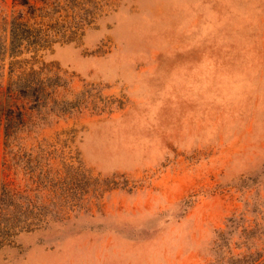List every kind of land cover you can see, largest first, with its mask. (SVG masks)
I'll return each mask as SVG.
<instances>
[{
    "label": "rangeland",
    "instance_id": "obj_1",
    "mask_svg": "<svg viewBox=\"0 0 264 264\" xmlns=\"http://www.w3.org/2000/svg\"><path fill=\"white\" fill-rule=\"evenodd\" d=\"M32 2L89 21L11 55L0 0V109L25 112L8 147L0 122V191L61 213L0 264H264V0ZM21 69L59 83L46 105Z\"/></svg>",
    "mask_w": 264,
    "mask_h": 264
},
{
    "label": "trees",
    "instance_id": "obj_2",
    "mask_svg": "<svg viewBox=\"0 0 264 264\" xmlns=\"http://www.w3.org/2000/svg\"><path fill=\"white\" fill-rule=\"evenodd\" d=\"M18 7L13 11L9 20V45L11 55L30 54L56 40H72L75 38L87 18L65 17L59 21L52 14L36 13L38 7L32 0H13ZM40 18L36 20V17ZM14 90L31 101L30 106L41 107L48 103L50 95L59 83L43 85L38 80L37 72L33 69L18 71L14 80ZM53 86L52 90L47 88ZM54 104L50 105L53 110ZM62 107V106H61ZM57 108L64 110L65 108ZM25 112L19 108L16 113L11 106L3 105L0 109V122L3 119L5 147L9 146V137L13 134L18 123H23ZM10 151V150H8ZM40 187H34L38 191ZM72 203V205H74ZM51 203H34L27 190H18L5 184L0 191V245L9 244L14 234L20 230H30L41 227L50 219H59L60 210Z\"/></svg>",
    "mask_w": 264,
    "mask_h": 264
}]
</instances>
